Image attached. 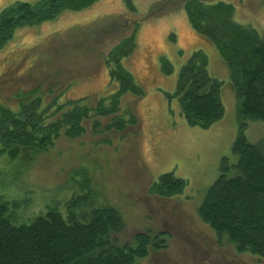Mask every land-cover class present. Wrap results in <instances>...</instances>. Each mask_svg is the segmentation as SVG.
<instances>
[{"label":"rangeland","instance_id":"obj_1","mask_svg":"<svg viewBox=\"0 0 264 264\" xmlns=\"http://www.w3.org/2000/svg\"><path fill=\"white\" fill-rule=\"evenodd\" d=\"M15 1L38 0H0V10ZM225 1L234 6L227 19L264 38V0ZM131 2L134 12L123 0H94L81 10H63L17 28L0 49V103L14 108L17 92L42 83L46 101L49 88L53 94L66 88L60 100L85 97L92 107L117 89L103 57L137 20L135 48L122 62L143 89L141 96L121 97L114 115L127 119L123 129L106 127L112 116L91 112L78 136L60 131L44 149L24 148L14 156L3 152L0 201L14 224H28L50 209L64 217L69 209L83 220L93 207L107 204L124 222L117 233L120 243L133 245L138 231L166 232V247L136 258V264H264V256L237 252L225 238L218 240L197 214L221 159L235 160L231 146L239 117L226 61L215 43L192 27L183 0ZM152 10L156 13L149 15ZM197 50L205 55L208 74L220 82L223 106L222 116L206 128L189 124L177 98L169 97L179 68ZM244 132L248 140H259L264 120H245ZM165 172L183 178L185 186L169 196L151 191Z\"/></svg>","mask_w":264,"mask_h":264},{"label":"trees","instance_id":"obj_2","mask_svg":"<svg viewBox=\"0 0 264 264\" xmlns=\"http://www.w3.org/2000/svg\"><path fill=\"white\" fill-rule=\"evenodd\" d=\"M93 1L38 0L8 4L0 10V49L12 39L17 28L54 18L63 10H81ZM123 1L130 12L135 11L131 0ZM183 7L192 27L209 37L226 61L239 117L238 133L231 146L235 160L230 162L225 156L221 159L219 174L206 190L197 214L218 240L225 238L237 252L264 256V136L250 141L244 132L245 120H264V38L225 17L234 7L231 2L183 0ZM152 11L149 15L156 13ZM136 28L137 20L133 29L104 55L108 78L115 80L118 87L114 93L100 97L96 105L88 106L85 97L60 100L66 88L57 94L49 88L50 97L46 101L42 83L17 92L14 108L0 103V155L7 151L14 156L24 148L44 149L60 131L68 137L78 136L91 112L112 116L106 127L123 129L127 119H116L117 114L114 115L121 97L143 93L122 62L135 48ZM206 65L204 53L194 51L179 68L176 91L169 96L177 98L189 124L202 128L223 114L220 82L208 74ZM97 122L93 125L97 126ZM151 185V191L169 196L179 192L185 180L165 172ZM67 211L64 217L56 209H50L28 224H14L7 204L0 201V264H136V258L166 247L164 231H138L133 236V245L120 243L117 233L123 229L124 222L111 205L93 207L83 215V220Z\"/></svg>","mask_w":264,"mask_h":264}]
</instances>
